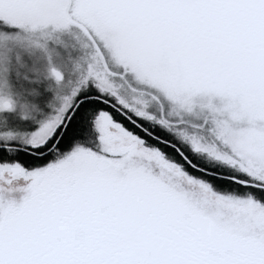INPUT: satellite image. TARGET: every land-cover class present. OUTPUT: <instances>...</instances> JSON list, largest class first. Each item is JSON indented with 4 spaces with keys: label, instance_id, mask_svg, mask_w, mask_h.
<instances>
[{
    "label": "snow or ice",
    "instance_id": "obj_1",
    "mask_svg": "<svg viewBox=\"0 0 264 264\" xmlns=\"http://www.w3.org/2000/svg\"><path fill=\"white\" fill-rule=\"evenodd\" d=\"M40 6L61 19L0 18V264H264V56L253 105L212 87L177 91L164 76L143 82L93 21L119 20L159 70L192 76L198 54L151 21L206 13L264 49V0ZM46 28L87 31L89 47L20 43Z\"/></svg>",
    "mask_w": 264,
    "mask_h": 264
},
{
    "label": "rangeland",
    "instance_id": "obj_2",
    "mask_svg": "<svg viewBox=\"0 0 264 264\" xmlns=\"http://www.w3.org/2000/svg\"><path fill=\"white\" fill-rule=\"evenodd\" d=\"M196 2V0H191ZM0 18L21 25L31 24L34 27L45 19H61L51 9L40 6V0H0ZM93 21L99 26L97 37L113 57L133 65L142 71L153 83L164 76L171 86L180 91L190 86L198 88H217L227 92L234 98L253 105L257 101L259 82L258 65L264 56V49L252 42L237 22L222 17H214L206 13H190L154 19L151 23L165 32H173L190 50L198 54L194 75H184L183 69L174 73L162 72L158 68V57L153 47L143 40L137 32L123 25L119 20L98 13ZM83 34L73 30L71 34L46 28L42 31L28 32L20 38V43L41 54L49 43L64 47H89ZM88 40H93L88 36ZM104 57L101 55L100 60ZM51 62L56 60L54 50Z\"/></svg>",
    "mask_w": 264,
    "mask_h": 264
},
{
    "label": "trees",
    "instance_id": "obj_3",
    "mask_svg": "<svg viewBox=\"0 0 264 264\" xmlns=\"http://www.w3.org/2000/svg\"><path fill=\"white\" fill-rule=\"evenodd\" d=\"M223 187H226V188H227V187H230V186H229V185H227V184H225V185H223Z\"/></svg>",
    "mask_w": 264,
    "mask_h": 264
}]
</instances>
